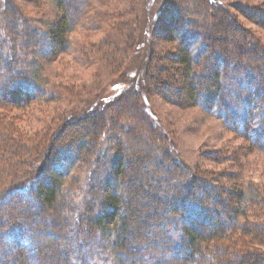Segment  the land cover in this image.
<instances>
[{"label": "rangeland", "instance_id": "rangeland-1", "mask_svg": "<svg viewBox=\"0 0 264 264\" xmlns=\"http://www.w3.org/2000/svg\"><path fill=\"white\" fill-rule=\"evenodd\" d=\"M83 3L85 15L66 35L68 49L55 57L34 54L35 49L26 47L29 42L34 45L33 39L24 40L16 30L20 35L33 28L43 33L55 30L63 15L56 3L0 0V42H6L5 52L10 59L18 56L37 62L27 68L34 72L33 79L40 90L36 99L21 108L9 104L0 110V123L5 119L4 124H11L14 132L11 130L10 134L20 142L17 151L25 152L27 158L23 160L25 165L14 168L15 178L24 179L32 172L30 169L25 172L27 162L30 165L36 153L41 156L45 153L49 135L55 129L60 132L84 115L105 109L108 125L98 143V153L94 154L104 163L100 174L122 153L135 162L149 157L141 164L142 168H150L155 159L159 163L162 160L159 167L175 169L187 181L197 180L227 193L241 191L245 201L237 205L240 214L236 226L231 225L232 232H264V145L252 137L260 123H249L247 137L219 113L225 111L221 101L215 109L208 110L200 103L185 102L178 96L168 99L154 89L147 90L148 74L155 75L160 81L159 88L163 93L169 92V98L175 96L177 88L184 89L190 84L189 72L183 65L175 64L185 47V38L175 29L179 16L188 21L184 33L201 34L202 41L192 46L193 55L200 57L197 71L206 73V64L211 65L207 59L218 53H228V57L246 66L259 63L264 56V0H83ZM203 44L208 46L202 48ZM129 91H139L136 94L140 99ZM122 100L131 108V121L121 116L117 108ZM141 112L143 115L139 117ZM2 113L6 116L2 117ZM234 117L237 123L242 122L239 113ZM4 124H0V134L8 127ZM36 162L34 170L40 164L37 158ZM92 165L82 159L68 170L61 187L68 212L65 217L70 219L73 233L79 232L76 235L79 234L80 241L82 233L90 238L84 247L88 263L121 264V259L125 262L123 254H117L113 248L115 218L103 222V231L101 228L91 233L94 231L87 230L88 227L82 229L92 204L94 207L97 202L95 209L101 211L96 200L98 177L95 164ZM225 200L230 201L227 194ZM148 201L146 197H136L133 213L140 214L138 220H146L142 211L150 210ZM158 216L147 219L154 223ZM35 225L44 230L40 238L46 243L54 231L44 221ZM146 235L152 240V234ZM256 249L264 251V245ZM50 250L40 264H62Z\"/></svg>", "mask_w": 264, "mask_h": 264}, {"label": "trees", "instance_id": "trees-1", "mask_svg": "<svg viewBox=\"0 0 264 264\" xmlns=\"http://www.w3.org/2000/svg\"><path fill=\"white\" fill-rule=\"evenodd\" d=\"M52 1L63 11L55 30L43 33L33 28L23 35L16 30V34L24 36V40L33 39L34 45L29 42L26 47L35 49L34 54L47 53L56 57L68 49L66 35L85 12L82 10L83 0ZM176 14L180 15L179 12ZM184 25H188L187 18L179 16L175 29L185 38V47L176 57L175 64L186 68L191 76L190 84L184 89L177 88L175 96L169 98V92L163 93L159 88L160 81L155 75L150 76L147 70L148 92L154 89L168 99L178 96L185 102L200 103L208 110L215 109L221 101L225 111L219 113L225 115L243 135L247 136L250 132L249 123H260L252 137L264 145V56L259 63L246 66L228 57V53H218L215 58L207 59L211 65L206 64V73L197 71L200 57L193 55L192 46L202 41L201 34L184 33ZM222 31L228 32V29ZM5 48L6 42L2 40L0 90H3V95L0 110L11 106L9 104L21 108L36 99L40 91L33 79L34 72L27 68L37 62L34 59H19L18 56L10 59ZM255 53L257 55L258 52ZM137 92L129 91L134 98L140 99ZM117 108L121 116L132 120L131 108L126 101L122 100ZM106 112L103 109L84 115L60 132L55 129L56 133L49 135V147L45 153L42 156L36 153L30 165L27 162L25 172L29 169L32 172L24 179L15 178L13 170L25 165V152L17 151L20 142L19 138L15 139L10 134L11 130L14 132L11 124H4L5 119L1 121L0 124L8 127L0 134V264H40L49 256V249L53 258L61 259L62 264H90L84 250L85 244H88L85 242L90 238L82 233L84 236L80 241L79 234L76 235L79 232L73 233L70 219L65 217L68 212L63 191L61 194L68 170L82 159L95 164L93 168L98 177L96 200L101 209H95L97 202L94 207L90 204L82 229L88 227L87 230L94 231L91 233L101 228L103 231V222L115 218L113 248L117 254H123L125 262L121 259V264H264V251L256 249L264 245V232H232L234 227L231 225L236 226L240 214L237 205L241 206L245 201L241 191L225 193L197 180L187 181L181 173L180 176L174 172L175 169L159 167L162 160L159 163L155 158L150 168H142L141 164L149 157L135 162L124 153L113 159L110 168L106 163L105 167L109 169L100 174L104 163L94 154L98 153V143L108 125ZM237 113L242 117L241 123H237L234 117ZM139 114L140 117L143 112ZM1 116L6 115L2 113ZM36 158L40 164L34 170L32 167L37 163ZM176 175L181 177L180 180ZM226 194L230 198L228 202ZM139 195L149 199L150 210L142 211L146 220H138L140 214L133 213L134 201ZM157 215V222L150 223L147 219ZM41 221L54 231L49 234L46 243L40 238L44 230L35 225ZM147 233L152 234V240Z\"/></svg>", "mask_w": 264, "mask_h": 264}]
</instances>
